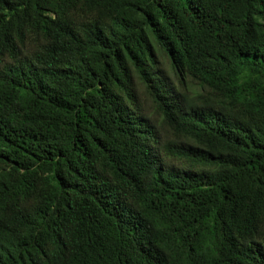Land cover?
<instances>
[{"label":"trees","instance_id":"16d2710c","mask_svg":"<svg viewBox=\"0 0 264 264\" xmlns=\"http://www.w3.org/2000/svg\"><path fill=\"white\" fill-rule=\"evenodd\" d=\"M0 264H264V0H0Z\"/></svg>","mask_w":264,"mask_h":264}]
</instances>
